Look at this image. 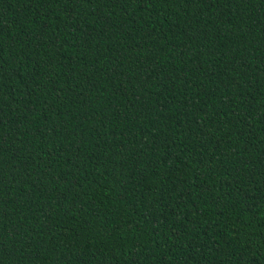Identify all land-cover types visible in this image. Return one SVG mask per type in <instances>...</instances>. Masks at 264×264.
Wrapping results in <instances>:
<instances>
[{
  "label": "trees",
  "instance_id": "1",
  "mask_svg": "<svg viewBox=\"0 0 264 264\" xmlns=\"http://www.w3.org/2000/svg\"><path fill=\"white\" fill-rule=\"evenodd\" d=\"M0 264H264V0H0Z\"/></svg>",
  "mask_w": 264,
  "mask_h": 264
}]
</instances>
